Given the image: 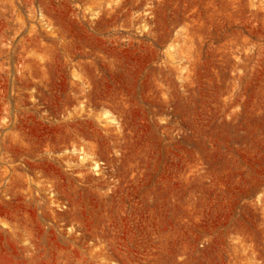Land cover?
Segmentation results:
<instances>
[{"label":"rangeland","instance_id":"1","mask_svg":"<svg viewBox=\"0 0 264 264\" xmlns=\"http://www.w3.org/2000/svg\"><path fill=\"white\" fill-rule=\"evenodd\" d=\"M0 264H264V0H0Z\"/></svg>","mask_w":264,"mask_h":264}]
</instances>
